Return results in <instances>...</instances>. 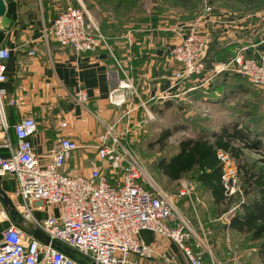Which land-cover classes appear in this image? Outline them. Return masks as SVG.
Masks as SVG:
<instances>
[{"label": "crops", "instance_id": "crops-1", "mask_svg": "<svg viewBox=\"0 0 264 264\" xmlns=\"http://www.w3.org/2000/svg\"><path fill=\"white\" fill-rule=\"evenodd\" d=\"M14 1L17 19L1 44V47L11 51L7 63L8 79L3 87L17 103L16 106L7 107L8 119L11 125L25 118H33L37 122L38 130L31 137V143L43 163L50 162L49 152L59 137L75 140L80 148L64 167V172L70 175L89 174L96 162L94 148L104 134L102 131H107L108 127L120 130L121 126L115 128L118 120H129L133 124V121L141 118L146 108L155 111L152 107L160 111L168 109V112L178 105L191 103L186 99H191V94L201 93L202 88H214L218 77L231 76L223 74L211 82H205L208 78L204 74L192 78L178 90L174 88L172 77L176 66L170 51L180 42V38L175 32L179 22L173 17L160 20L150 30L144 25L133 27L123 24L115 17L105 19L101 28L107 46L100 45L94 52L77 54L71 48L58 45L52 37L45 39L44 32L52 27L57 15L67 5L85 8L83 0ZM237 11L214 7V16L204 29L211 42L208 55L210 67L228 61L240 48H248L246 53L251 55L253 46L254 52L260 47L256 46L264 38V11L258 13L254 8ZM90 18L96 25L91 15ZM10 24L7 19L0 18V30ZM30 52L35 55H30ZM123 81L130 83L134 92L122 90L128 102L120 109L109 103V97ZM79 89H85L89 96L85 106L75 100ZM170 93L177 97L158 100L159 96ZM64 122L67 127L61 129ZM254 136L258 140L264 136V91L255 86ZM12 141L15 145L14 134ZM0 156L7 158L9 153L0 148ZM195 183L197 190L194 201L182 198L177 204L193 232L191 238L185 241V246L201 254L206 264H240L237 250L246 236L228 228L238 211L226 219L224 214L228 210L223 211L214 203L210 191ZM0 190L15 202L18 192L15 177H0ZM60 212L58 206H49L43 211L34 208L33 216L43 222L48 217L60 216ZM5 215L8 219H5ZM14 223L0 201V238ZM15 224L26 237L43 242L35 235L38 228L33 221L23 217ZM169 226L175 227L176 222H170ZM139 238L152 250L149 258H138L140 264H188L185 251L173 239L148 230L141 231Z\"/></svg>", "mask_w": 264, "mask_h": 264}, {"label": "built area", "instance_id": "built-area-1", "mask_svg": "<svg viewBox=\"0 0 264 264\" xmlns=\"http://www.w3.org/2000/svg\"><path fill=\"white\" fill-rule=\"evenodd\" d=\"M213 14L214 7L208 4L198 20L183 23L179 19L181 15L176 17L179 24L175 32L180 42L170 51L176 66L172 77L174 88L178 90L192 78L210 73L205 82L228 74L245 79L264 91V38L255 52L252 47L251 55L246 53L248 48H240L228 61L210 67L211 42L204 29ZM44 35L45 39L52 37L58 45L71 48L77 54L94 52L100 45L107 46L105 37L86 9L73 4L67 5L57 15ZM30 55L35 53L30 52ZM10 57V49L0 46V148L9 153L7 158L0 156V177H15L18 192L14 203L22 216L33 221L52 241L94 264H140L138 258H149L152 250L139 238L143 230L173 239L185 251L188 264H206L201 254L185 246L193 232L177 208L182 198L194 201L197 184L181 182L174 193L155 185L145 165L121 144V135L114 127H109L106 134L100 136L94 148L96 162L88 175L73 176L64 172V167L80 148L75 140L65 136L59 137L51 148L50 162H42L31 143V137L38 130L37 122L33 118H25L11 125L8 119L7 107L17 104L3 87L8 79ZM133 89L130 83L121 82L111 92L109 103L122 109L128 102L122 90L134 92ZM175 97L174 93L163 94L158 100ZM75 100L80 105H87L89 96L86 90L79 89ZM155 120L156 114L146 108L137 125L145 127ZM119 123L120 120L116 126ZM66 127L65 122L61 124V129ZM12 134L16 138L15 145ZM217 158L227 199L239 195L243 201L236 160L224 150L217 151ZM240 205L241 202L232 203L224 217L234 216ZM49 206H58L60 216L37 221L33 209L43 211ZM4 217L8 219L7 215ZM170 222H176V226L170 227ZM133 256L136 259H132ZM0 264L82 263L36 238L26 237L18 226L12 225L1 234Z\"/></svg>", "mask_w": 264, "mask_h": 264}, {"label": "rangeland", "instance_id": "rangeland-1", "mask_svg": "<svg viewBox=\"0 0 264 264\" xmlns=\"http://www.w3.org/2000/svg\"><path fill=\"white\" fill-rule=\"evenodd\" d=\"M208 4L217 9L235 12H238L237 9L253 8L258 13L264 11V0H83L85 9L101 32L102 21L114 17L123 24H131L133 27L144 25L148 29L169 17L176 21L178 15H181L180 21L192 22L204 14ZM209 75L205 73V78ZM202 89L201 93L191 94V99H186L188 102L191 100V103H180L181 105L168 112V109L160 111L154 107L156 120L145 127L137 125L139 119L133 121V124L129 120L125 122L121 119L116 126H121L120 130L115 129L121 135V144L130 149L145 165L155 185L174 193L181 182H195L194 174L185 176L180 182L172 183L157 169V163L161 158L176 154L179 143L183 140L201 135L209 137L211 133L222 129L240 131L242 136L233 141L234 147L241 153L235 159L240 175V186L243 192H251L244 178L246 171L250 170L253 174L264 172V136L260 137L261 140L254 136V86L237 77L222 76L217 78L214 88ZM124 124L127 125L123 126ZM167 130L171 132L170 137L160 141L161 135L163 136ZM102 132L106 134L107 131ZM254 144L257 149L251 148ZM95 155L96 152L94 157ZM241 201L242 198L238 196L234 199V203ZM237 251L240 264H262L257 244L251 242L247 236L242 238Z\"/></svg>", "mask_w": 264, "mask_h": 264}, {"label": "trees", "instance_id": "trees-1", "mask_svg": "<svg viewBox=\"0 0 264 264\" xmlns=\"http://www.w3.org/2000/svg\"><path fill=\"white\" fill-rule=\"evenodd\" d=\"M165 106L167 108V105ZM170 135V131H165L160 141L167 139ZM240 136H242L240 131L231 132L222 129L211 133L209 137L201 135L183 140L179 143L176 154L160 159L157 169L172 183L180 182L185 176L194 174V180L210 191L214 203L226 212L236 197L227 199L225 195L217 151L229 152L234 159L239 157L240 150L234 147L233 141ZM251 148L257 149L256 144ZM244 178L251 192L244 191L245 199L241 201L240 208L228 228L247 236L251 242L257 244L259 257L264 264V172L253 174L248 170Z\"/></svg>", "mask_w": 264, "mask_h": 264}, {"label": "water", "instance_id": "water-1", "mask_svg": "<svg viewBox=\"0 0 264 264\" xmlns=\"http://www.w3.org/2000/svg\"><path fill=\"white\" fill-rule=\"evenodd\" d=\"M17 6L14 0H0V18H5L8 21L11 22L10 25H8L5 29L0 30V46L4 40V37L6 33L11 30L13 24L15 23L17 19ZM0 201L10 214V217L13 219L15 223H18V221H22L23 217L21 213L18 211L15 203L13 200L2 190H0ZM14 223V225H16ZM17 226V225H16ZM35 235L41 239L46 245H50L51 247L64 252L68 256L72 257L73 259L81 262L82 264H94L87 258H83L81 255H79L77 252L69 249L68 247L60 244L59 242L52 241L50 237L42 232L41 230L37 229L35 231ZM72 253H74L77 256H80L79 258L75 255L73 256Z\"/></svg>", "mask_w": 264, "mask_h": 264}]
</instances>
